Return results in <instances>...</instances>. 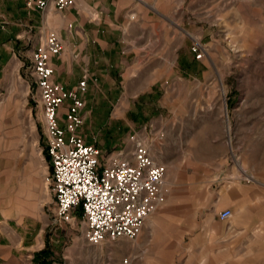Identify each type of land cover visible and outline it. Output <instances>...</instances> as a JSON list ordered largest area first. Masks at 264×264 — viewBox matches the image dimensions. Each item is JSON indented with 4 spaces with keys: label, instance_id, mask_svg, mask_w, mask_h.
<instances>
[{
    "label": "rangeland",
    "instance_id": "374dc122",
    "mask_svg": "<svg viewBox=\"0 0 264 264\" xmlns=\"http://www.w3.org/2000/svg\"><path fill=\"white\" fill-rule=\"evenodd\" d=\"M22 2L0 0V224L8 233L1 243L15 247L19 264H31L32 249L43 242L50 264H182L177 225L195 220L188 192L201 195L205 179L227 178L239 167L259 185L252 219H264V0H133L145 26L131 24L130 37L110 38L100 54L104 83L80 94L85 105L77 131L104 156L129 155L136 139L145 143L165 165L163 201L137 238L97 245L86 240L79 208L72 222L56 214L29 62L42 42L32 43L39 37L35 25L19 21L23 5L36 9ZM144 28L147 36H132ZM80 60L79 51L70 61ZM225 200L221 206L232 210L228 225H235L245 214L234 191ZM196 218L218 217L209 211ZM232 234L237 247L231 261L240 264L244 238ZM253 238V249L264 251V235Z\"/></svg>",
    "mask_w": 264,
    "mask_h": 264
},
{
    "label": "built area",
    "instance_id": "2783aa9c",
    "mask_svg": "<svg viewBox=\"0 0 264 264\" xmlns=\"http://www.w3.org/2000/svg\"><path fill=\"white\" fill-rule=\"evenodd\" d=\"M28 6L69 8L74 0H26ZM29 55L30 67L41 104L42 129L50 164V191L60 220L72 222L80 209L84 235L89 244H102L126 237L135 239L147 219L163 201L161 183L165 165L155 160L148 146L136 139L129 155L103 154L93 142L78 133L85 102L80 94L86 82L71 90L52 81L51 58L61 53V39L47 32ZM201 56L200 49H195ZM69 99L63 111L59 107ZM232 210L217 213L228 220Z\"/></svg>",
    "mask_w": 264,
    "mask_h": 264
},
{
    "label": "crops",
    "instance_id": "0c3cea01",
    "mask_svg": "<svg viewBox=\"0 0 264 264\" xmlns=\"http://www.w3.org/2000/svg\"><path fill=\"white\" fill-rule=\"evenodd\" d=\"M22 9L19 21L23 22L25 17L27 24L31 22L30 25H35V32H39V37H35L36 40L32 43L42 42L47 32L55 33L62 41V53L50 60L54 69L52 80L62 84L66 89H71L84 78L87 82L86 91H91L93 85L102 86L104 83L102 76L105 75L106 68L102 65L104 59L100 57V54L106 53L105 47L112 41L110 38L130 37L126 27L131 24L138 28L139 26L144 27L146 19L143 15H138L140 10L133 0H74L72 6L61 10L53 6L45 9H30L24 5ZM147 18L150 20L149 17ZM12 28H15L14 25ZM15 33V36L20 35L18 30ZM132 36H147L145 28L139 29ZM79 51L81 60L76 63L70 61L73 59V53ZM119 82L122 81L119 80ZM63 111L64 104L59 107L58 113L63 115ZM239 168H241L239 171L233 172L227 178L220 177L221 174H218L216 177L211 176L208 180L205 179L201 184V195L196 196L195 191L188 192V212L194 214L195 220L177 225L179 241L175 247L178 262L182 264H232L231 260L236 257L234 250L237 247L234 245L235 235L232 232L237 230L238 236H243L245 243L244 249H241L239 254L237 253L238 258L243 261L247 260L246 263L241 261L240 264H264V251H255L251 243L254 241L255 234L264 235V219L255 221L251 213L254 204L259 202L256 197L259 185L251 182L242 167ZM231 191L235 192L236 207L245 214L244 218L235 225H228L229 220H221L217 215L221 210L230 208L221 205L226 204L225 198ZM215 192L214 197L216 198L209 200L208 194H215ZM209 211L216 213L218 218L197 220V214ZM150 218L149 225L153 226L157 217L153 215ZM1 227L0 224V264H10L13 258L14 264H19L20 255L16 253L15 247L1 243L2 237L7 238L8 234L2 231ZM31 245L34 243L31 242L29 246ZM44 246L45 242L42 246L39 245L36 249H32L31 264L33 261L38 264L37 260L47 259L48 252L36 257V253L46 249ZM18 247L19 249L23 247L22 240L18 243Z\"/></svg>",
    "mask_w": 264,
    "mask_h": 264
},
{
    "label": "trees",
    "instance_id": "16d2710c",
    "mask_svg": "<svg viewBox=\"0 0 264 264\" xmlns=\"http://www.w3.org/2000/svg\"><path fill=\"white\" fill-rule=\"evenodd\" d=\"M42 252V253H41ZM40 253H36V257L39 256L40 254H44L47 252V249L45 250H42ZM38 258H36L37 260ZM38 264H50V260L49 259H40V260H37Z\"/></svg>",
    "mask_w": 264,
    "mask_h": 264
}]
</instances>
